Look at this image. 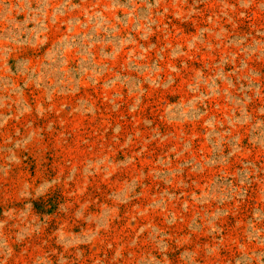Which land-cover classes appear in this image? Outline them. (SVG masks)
<instances>
[{"label":"rangeland","instance_id":"rangeland-1","mask_svg":"<svg viewBox=\"0 0 264 264\" xmlns=\"http://www.w3.org/2000/svg\"><path fill=\"white\" fill-rule=\"evenodd\" d=\"M0 264H264V0H0Z\"/></svg>","mask_w":264,"mask_h":264}]
</instances>
